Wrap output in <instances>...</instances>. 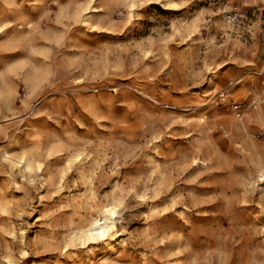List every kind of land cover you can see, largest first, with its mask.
<instances>
[{
	"label": "rangeland",
	"instance_id": "obj_1",
	"mask_svg": "<svg viewBox=\"0 0 264 264\" xmlns=\"http://www.w3.org/2000/svg\"><path fill=\"white\" fill-rule=\"evenodd\" d=\"M0 264H264V0H0Z\"/></svg>",
	"mask_w": 264,
	"mask_h": 264
},
{
	"label": "bare ground",
	"instance_id": "obj_2",
	"mask_svg": "<svg viewBox=\"0 0 264 264\" xmlns=\"http://www.w3.org/2000/svg\"><path fill=\"white\" fill-rule=\"evenodd\" d=\"M22 164L25 170L29 168L27 164L25 163H22ZM81 232L82 234L86 235L89 239H94V236L99 234L97 225L94 223H87L85 226L81 228Z\"/></svg>",
	"mask_w": 264,
	"mask_h": 264
},
{
	"label": "built area",
	"instance_id": "obj_3",
	"mask_svg": "<svg viewBox=\"0 0 264 264\" xmlns=\"http://www.w3.org/2000/svg\"><path fill=\"white\" fill-rule=\"evenodd\" d=\"M236 17H237V14H234L233 16H231V20L235 21ZM233 109L238 111V110L241 109V106L240 105H235V106H233Z\"/></svg>",
	"mask_w": 264,
	"mask_h": 264
},
{
	"label": "crops",
	"instance_id": "obj_4",
	"mask_svg": "<svg viewBox=\"0 0 264 264\" xmlns=\"http://www.w3.org/2000/svg\"><path fill=\"white\" fill-rule=\"evenodd\" d=\"M261 73L257 74L258 76H260Z\"/></svg>",
	"mask_w": 264,
	"mask_h": 264
}]
</instances>
